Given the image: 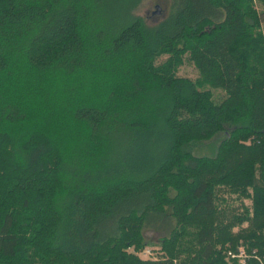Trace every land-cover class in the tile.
<instances>
[{
	"label": "trees",
	"instance_id": "obj_1",
	"mask_svg": "<svg viewBox=\"0 0 264 264\" xmlns=\"http://www.w3.org/2000/svg\"><path fill=\"white\" fill-rule=\"evenodd\" d=\"M140 1L0 0V264H261L264 0Z\"/></svg>",
	"mask_w": 264,
	"mask_h": 264
},
{
	"label": "rangeland",
	"instance_id": "obj_2",
	"mask_svg": "<svg viewBox=\"0 0 264 264\" xmlns=\"http://www.w3.org/2000/svg\"><path fill=\"white\" fill-rule=\"evenodd\" d=\"M156 6H159V9H156ZM168 12H169V0H141L137 5V7L133 10L132 14L135 17L142 18L148 26H153L159 21H161L165 16H167ZM259 12L260 13L262 12L260 8H259ZM262 33L264 35V22L262 23ZM178 75L187 77L191 80H195L198 77L197 71L195 70L193 65L187 60H185L184 64L179 68ZM212 92L214 95L213 99L215 101H219L223 93L220 90H213ZM139 142L138 144L140 146L143 145V142L140 143ZM155 142L156 141L149 143L148 145H146V147H150L151 149H153V144ZM216 144H217L216 140H211L202 143H195L189 148V151L195 156L212 157L215 153ZM162 145H164L163 141H157L156 147L161 148ZM244 204L249 205V201H244ZM238 205L239 202H236L235 206ZM145 237L147 242L152 243L151 246H148L147 248L154 252H157V250H159L157 244L159 242L160 237H162V234L149 231L145 233Z\"/></svg>",
	"mask_w": 264,
	"mask_h": 264
},
{
	"label": "built area",
	"instance_id": "obj_3",
	"mask_svg": "<svg viewBox=\"0 0 264 264\" xmlns=\"http://www.w3.org/2000/svg\"><path fill=\"white\" fill-rule=\"evenodd\" d=\"M139 255H140V257H142L144 259H148V258L153 257V251L148 249V248H145L143 251H141L139 253ZM247 258H248V256L245 254V252L242 249H239V251L237 253L229 252L227 254L228 260H234L235 259V260H238V262H240V263H244ZM263 259L262 260L258 259L261 262V264H264Z\"/></svg>",
	"mask_w": 264,
	"mask_h": 264
},
{
	"label": "water",
	"instance_id": "obj_4",
	"mask_svg": "<svg viewBox=\"0 0 264 264\" xmlns=\"http://www.w3.org/2000/svg\"><path fill=\"white\" fill-rule=\"evenodd\" d=\"M156 9H159V6H156Z\"/></svg>",
	"mask_w": 264,
	"mask_h": 264
}]
</instances>
